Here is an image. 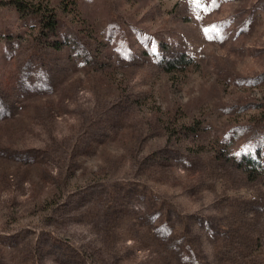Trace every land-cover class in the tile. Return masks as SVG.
<instances>
[{
  "label": "rangeland",
  "instance_id": "374dc122",
  "mask_svg": "<svg viewBox=\"0 0 264 264\" xmlns=\"http://www.w3.org/2000/svg\"><path fill=\"white\" fill-rule=\"evenodd\" d=\"M0 264H264V0H0Z\"/></svg>",
  "mask_w": 264,
  "mask_h": 264
},
{
  "label": "trees",
  "instance_id": "16d2710c",
  "mask_svg": "<svg viewBox=\"0 0 264 264\" xmlns=\"http://www.w3.org/2000/svg\"><path fill=\"white\" fill-rule=\"evenodd\" d=\"M256 152H257V150H250V152L248 153V155H245L244 153L245 152H243L242 154L243 155H241L242 157H247V156H254L255 154H256ZM251 161H253V159H251Z\"/></svg>",
  "mask_w": 264,
  "mask_h": 264
},
{
  "label": "snow or ice",
  "instance_id": "6c2138e0",
  "mask_svg": "<svg viewBox=\"0 0 264 264\" xmlns=\"http://www.w3.org/2000/svg\"><path fill=\"white\" fill-rule=\"evenodd\" d=\"M207 31V30H206Z\"/></svg>",
  "mask_w": 264,
  "mask_h": 264
}]
</instances>
